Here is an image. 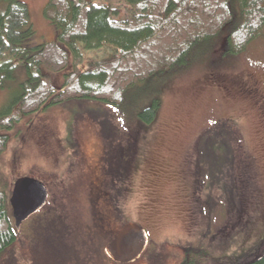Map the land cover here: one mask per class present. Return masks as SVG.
I'll return each instance as SVG.
<instances>
[{
    "label": "rangeland",
    "instance_id": "1",
    "mask_svg": "<svg viewBox=\"0 0 264 264\" xmlns=\"http://www.w3.org/2000/svg\"><path fill=\"white\" fill-rule=\"evenodd\" d=\"M24 1L36 30L34 41L54 38V25L45 15L49 0ZM3 9L0 3V13ZM80 48L81 70L105 54ZM49 72L60 88L63 71ZM157 86L142 87L139 94L132 90L124 108L89 98L68 100L25 114L1 131L10 138L0 154V179L6 177L13 187L18 177L33 176L47 185L50 200L22 226L30 231L38 257L28 250L29 244L25 250L14 246L0 264L7 259L6 264H111L100 256L109 236L100 247L88 244L80 230L83 238L69 230L91 224L95 211L108 213L110 227L127 220L148 230L150 244L133 264H189L190 258H199L186 249L197 245L206 247L210 256L194 264H247L261 253L264 38L231 57L215 50ZM18 88L19 82L0 90V111ZM155 97L160 106L155 118L145 123L136 111ZM235 132L236 140H243V151L233 145ZM109 151L115 152L111 159ZM94 153L101 156L100 177L109 184L117 174L118 158L129 157L122 162L126 185L121 196L113 195L118 190L112 186V196L72 198L86 183L78 176L97 162ZM42 231H55L56 239L38 240L36 233Z\"/></svg>",
    "mask_w": 264,
    "mask_h": 264
},
{
    "label": "trees",
    "instance_id": "2",
    "mask_svg": "<svg viewBox=\"0 0 264 264\" xmlns=\"http://www.w3.org/2000/svg\"><path fill=\"white\" fill-rule=\"evenodd\" d=\"M0 3L4 5L0 13V90L13 88L19 82L18 93L0 111V154L10 138L1 131L11 129L25 114L86 98L124 108L132 90L139 94L142 87L154 83L157 89L178 70L215 50L231 57L245 52L254 40L264 38V0H49L45 15L53 23L55 35L41 42L34 41L36 30L24 0ZM80 45L84 49H102L105 54L81 70ZM45 69L63 71L60 88ZM162 78L165 80L160 82ZM157 98L136 111L143 122L150 123L155 118L160 106ZM236 135L235 132L233 145L243 151V140L241 136L236 140ZM8 181L6 177L0 179V260L14 246L25 250L28 244V250L38 257L36 243L28 237L30 231L18 230L14 224L9 202L12 186ZM94 214V220L101 224L95 229V239L82 224L69 230L83 238L81 231L88 244L97 242L103 247L127 220L113 228L105 220L108 213ZM39 225L42 229L43 224ZM56 232L36 234L38 240L48 243L56 239ZM186 252L199 258H190L189 264L210 256L202 245L190 246ZM100 256H105V263L120 264L111 260L103 248ZM247 264H264V245Z\"/></svg>",
    "mask_w": 264,
    "mask_h": 264
},
{
    "label": "water",
    "instance_id": "3",
    "mask_svg": "<svg viewBox=\"0 0 264 264\" xmlns=\"http://www.w3.org/2000/svg\"><path fill=\"white\" fill-rule=\"evenodd\" d=\"M49 199V189L40 179L30 175L18 177L11 190L9 202L14 224L18 230L34 213L42 209ZM147 229L137 222H125L104 247L106 255L116 263L137 261L149 244Z\"/></svg>",
    "mask_w": 264,
    "mask_h": 264
},
{
    "label": "flooded vegetation",
    "instance_id": "4",
    "mask_svg": "<svg viewBox=\"0 0 264 264\" xmlns=\"http://www.w3.org/2000/svg\"><path fill=\"white\" fill-rule=\"evenodd\" d=\"M105 152H107V151H105ZM114 153L115 152L109 151L108 154H107V157L111 159ZM93 157L96 158V161L101 158L100 155H96L95 153L93 154ZM118 159H120V164L118 166L117 174H116L115 178H113V180H112V182L110 184H109V181L105 182V181H103L101 179V177H100L101 167H100V164H99L98 161L96 162V164L93 163V165H90V168L87 167L86 170L83 172L84 175L83 176H78V180L79 181L80 180L84 181V179H86V183H84V185L81 186L77 190V192L73 195L72 198L73 199L83 200V199H87V198L93 197L95 195V197L99 199V198L104 197L106 194H109V193L111 194L110 196H112L113 193L110 192V188L112 186H116V188L118 190L117 195H115V194H113V195L114 196H121L123 187H125V185H126V180H124V178L122 176L123 175V170H124V168L122 166V162H123V160H129V157L121 155ZM95 165H97L96 169H94ZM125 170H126V168H125ZM96 172L97 173L99 172V176H98V174ZM105 173L109 174V170H105ZM92 174L94 175V179L91 178ZM76 184H80V183H76ZM81 188H84L85 190L82 193V196L80 198V194L82 192ZM49 200H50V191H49V199H48L47 203L45 204V206L49 203ZM45 206L42 209H45ZM42 209H40L39 211H41ZM88 209H90V208H87L85 210H88ZM95 209L97 210V208H95ZM38 212H36V213H38ZM95 212H97V211H95ZM98 212L101 213L100 211H98ZM85 214H86L87 217L89 216V212L85 211ZM119 218H120V216H119ZM105 220H107L108 225L110 226L111 217H105ZM98 221L102 222L101 218H98ZM100 225H101L100 223H97L96 220H94V222L92 224H87V225L84 224L83 227H84V230L88 232V235L91 236L93 239H95V237H96L95 229L98 228ZM22 226H23V223L21 225L20 230H22ZM149 238H150V236H149ZM100 240L101 239H99V242H100Z\"/></svg>",
    "mask_w": 264,
    "mask_h": 264
}]
</instances>
